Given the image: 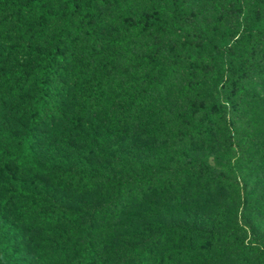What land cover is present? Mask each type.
I'll use <instances>...</instances> for the list:
<instances>
[{
    "label": "trees",
    "instance_id": "trees-1",
    "mask_svg": "<svg viewBox=\"0 0 264 264\" xmlns=\"http://www.w3.org/2000/svg\"><path fill=\"white\" fill-rule=\"evenodd\" d=\"M56 1L62 9L48 0H0V135L22 142L20 156L0 147V264L262 263L264 240L259 249L228 246L216 258L210 250L221 248L228 231L165 224L163 217L206 210L232 189L231 180L205 168L176 165L168 151L189 136H200L204 148L234 144L238 135H212L210 127L229 133L219 66L228 73L236 48L260 42L256 36L264 52V27L150 45L135 22L121 34L92 19L96 0ZM172 3L176 16L180 0ZM127 47L136 55L127 68L106 63ZM249 47L239 63L262 73L246 81L252 102L264 96V66ZM248 96L241 95L243 103ZM170 98L181 100L174 115L164 106ZM197 114L198 124H209L206 138L202 126L192 127ZM185 129L196 133H175ZM241 163L245 180L264 172V157ZM159 192L168 196L157 199Z\"/></svg>",
    "mask_w": 264,
    "mask_h": 264
},
{
    "label": "rangeland",
    "instance_id": "rangeland-1",
    "mask_svg": "<svg viewBox=\"0 0 264 264\" xmlns=\"http://www.w3.org/2000/svg\"><path fill=\"white\" fill-rule=\"evenodd\" d=\"M48 1L50 4L56 5L57 10L62 9V2ZM229 1L180 0L175 16L173 15L175 6L172 0H96V4L92 6V19L106 24L113 23L112 32L121 34L127 31L129 33L128 27L135 22L136 28L142 29L140 34L144 33V28H146L150 36V45L152 42L157 45L159 41L164 42L167 39L176 42L182 37L193 40L213 39L212 36L216 38L220 35H231L235 31L240 32L243 28L254 31L264 27V0H233L232 4ZM86 11H81L78 18L84 17ZM3 17L0 16V19L3 20ZM28 19L35 21L37 18L35 15H31ZM58 25L56 24V26ZM55 31H58V27L55 28ZM166 33L171 35L170 38L165 37ZM256 38L260 39V42H250V47L255 48V60L258 65L264 66L263 39L260 36H256ZM226 43H229L228 39L217 42V46L222 47ZM248 44L236 48L234 51L236 60L230 64L228 73L224 67L222 70L219 66L223 76L219 79L217 87L218 91L220 90L221 101L223 104L226 102L223 115H225L229 133L222 127L210 125L213 129L212 135L216 133L221 135V132L225 131L227 135L230 134L235 137L238 135L240 138L237 137L228 150L224 146H215L214 149L204 148V145L198 146L197 143H200L202 138L189 136L182 146H176L172 151H168L177 161L176 165H180V167H197L198 170L205 168L211 171L210 175L213 177L231 180L232 189L230 192L213 198L210 207L206 210L176 209L174 212L168 213V216L163 217L165 224L172 223L186 228L196 227L213 234L228 231V239L222 243L221 248L219 249L220 244L210 250L211 256L216 258L228 254V252H224L228 246L243 244L259 249L256 245L257 242L264 240V172L251 174L249 180L243 179V175L239 173V169L247 167L241 163L242 161L258 162L264 157V96H256L251 99V102L248 98L252 97L251 88L253 85L246 82L250 75L260 78L262 73L259 70L247 71L246 67L239 63L240 54L247 50L245 46L249 47ZM131 51L128 47L124 48L118 55L109 60L110 63L108 61L106 63L123 71L136 56ZM172 59L178 61L177 56ZM241 89L242 94H249L244 103L241 97ZM180 105L181 100L179 98H170L164 106L167 107V113L174 115L175 108L180 107ZM200 117H202L200 114L194 117L196 122L192 127L202 126L204 133L201 132L203 133L201 135L206 138L209 124L205 122L201 125L198 124L197 120ZM184 131L192 135L196 133L188 129L175 130V133L183 134ZM214 137L212 136L213 139ZM218 139H220L219 136L216 138L217 142ZM20 141L19 137L9 138L0 135V147L7 149L15 156H20L22 152V142ZM213 144L214 142L211 143V145ZM153 155V153L145 154L150 158ZM196 163L198 165H195ZM181 179V184L174 188V193H178V195L181 186L184 184V178ZM202 181L204 180L196 183V187L202 188ZM218 183L222 185L225 182L221 180ZM243 183H246V189L243 188ZM156 196L157 199L163 200L168 195L167 192H159ZM232 230L234 231L232 232ZM257 264H264V261Z\"/></svg>",
    "mask_w": 264,
    "mask_h": 264
}]
</instances>
